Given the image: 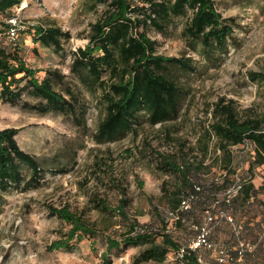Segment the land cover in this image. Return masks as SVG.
Returning <instances> with one entry per match:
<instances>
[{
  "label": "rangeland",
  "instance_id": "1",
  "mask_svg": "<svg viewBox=\"0 0 264 264\" xmlns=\"http://www.w3.org/2000/svg\"><path fill=\"white\" fill-rule=\"evenodd\" d=\"M130 1L128 15L142 19L148 3ZM213 1L223 17L234 19L231 34L218 48L183 35L189 8L171 16L162 31L150 24L137 25V31L154 39L158 54L188 57L194 70L168 66V74L184 90L174 117L150 123L147 113L140 110L132 129L100 141L96 130L105 112L104 91L73 62L107 2L91 6L87 0H22L12 8L14 34L9 35L20 39L19 54L37 70L39 80L54 72L49 76L53 89L72 102L75 111L39 113L26 108L23 103L39 102L26 91L15 104L0 100V129L17 128L16 143L44 171L36 185L0 191V264H129L142 246L112 251L108 263L101 256L106 251L104 236L119 237L134 220L156 227L155 209L182 244L195 237L196 223L203 227L214 247H200L202 260L208 263L218 259V248L233 250L239 243L247 247L240 258L243 263H264V164L247 170L253 144L246 141L222 148L211 130L220 119L214 108L220 98L231 104L240 120L260 119L264 128V82L251 81L248 76L250 71L264 72V0ZM34 24L58 26L70 37L61 40L59 50L43 46L32 41ZM101 78L108 79L107 70ZM163 156L183 166L191 164L190 181L201 188L197 197L181 207L180 225L175 224L163 193V188L170 189L177 181V173L166 171ZM21 172L26 179L30 169L23 164ZM248 181L254 189L246 203L240 198L232 204L224 201ZM64 206L80 212L99 232L72 240L69 250H48L70 228L48 209ZM119 207L125 218L117 211ZM177 257L170 251L163 263L181 264Z\"/></svg>",
  "mask_w": 264,
  "mask_h": 264
},
{
  "label": "trees",
  "instance_id": "2",
  "mask_svg": "<svg viewBox=\"0 0 264 264\" xmlns=\"http://www.w3.org/2000/svg\"><path fill=\"white\" fill-rule=\"evenodd\" d=\"M22 0H0V100L15 104L23 91L36 97L39 102L34 105L23 103L26 108L34 109L39 113L48 111L72 112L74 104L56 92L50 82L49 76L54 72L49 71L48 77L39 80L36 77V69L31 68L19 54L23 46L20 39L10 36L14 25L10 21L12 8L18 6ZM91 6L97 3L107 2V8L102 17L92 25V31L88 42L83 48L77 49L73 65L83 67L87 74L101 84L104 91L105 112L99 121L96 130V139L108 140L119 136L132 129L136 114L140 110L147 113L150 123H157L174 117L178 112L180 99L184 95L181 87L167 70L168 66H177L181 70L191 72L194 67L191 59L184 56H167L158 54L155 50V41L144 31H137L140 24H150L156 30L162 31L164 25L171 16L184 14L185 9H191V15L186 20L182 29L183 35L190 39H199L205 46L213 45L218 48L224 46L226 39L234 27L232 17H223L217 10L213 0H146L148 7L143 12L142 19L131 17L128 12L132 10L130 0H87ZM32 41L43 46H52L60 49L61 40L70 37L68 31L55 25L43 26L34 24L31 26ZM8 40L5 42V40ZM108 71V79H102L101 74ZM248 76L251 81L264 82V72L250 71ZM23 82V84H21ZM73 98V95L70 94ZM220 98L214 105L215 113L219 120L211 125V130L217 136L224 147L249 141L253 144V159L248 163L251 170L255 165L264 164V128L260 119L240 120L229 103H223ZM17 128L6 127L0 129V191L10 188H28L39 183L43 169L29 153L20 149L15 140ZM207 133H210L208 130ZM219 147V146H218ZM166 171L176 172L177 181L170 189L163 188V193L168 201L169 209L175 216V224L181 223V207L185 201L197 197L200 186L190 181L191 164L180 165L174 160L162 157ZM27 165L30 169L28 178H24L21 165ZM201 166L202 163H198ZM229 169V168H228ZM231 170V169H230ZM223 181L227 180L224 178ZM264 190V182L262 183ZM226 188V187H225ZM253 184L248 181L239 187V192L234 197L224 201L233 203L240 200L246 203L253 192ZM233 198V199H232ZM232 200V201H231ZM101 207H104L102 204ZM187 208V207H186ZM125 218L121 207L117 209ZM48 213L64 220L70 228L60 237L52 241L47 249L72 248V240H80L83 237H94L98 230L85 222L82 214L71 211L67 206L61 208L49 207ZM180 213V214H179ZM155 217L158 221L154 228L140 225L134 220L128 223L127 230L114 237L105 235L106 251L102 253V259L110 263L108 254L112 251L121 253L129 247L142 246L135 253L129 264H139L153 261L164 264L167 254L174 251L178 254L177 260L181 264H248L240 260L247 247L239 243L233 250L218 248L223 251L222 260L216 259L212 263L202 260L199 253L201 246L214 248L207 240L206 231L196 223L195 230L198 235L203 234L204 244L195 248L189 244L195 240L181 243L168 231V222L160 216L155 209ZM249 252V251H248ZM264 264V263H250Z\"/></svg>",
  "mask_w": 264,
  "mask_h": 264
},
{
  "label": "built area",
  "instance_id": "3",
  "mask_svg": "<svg viewBox=\"0 0 264 264\" xmlns=\"http://www.w3.org/2000/svg\"><path fill=\"white\" fill-rule=\"evenodd\" d=\"M10 34L12 35V34H14V32L13 31H11L10 32ZM205 243V239H204V237H203V234H200V235H198V237L195 239V240H193L190 244H189V247H191V248H195V247H197L198 245H200V244H204ZM223 253V251L220 249V250H218V259L219 260H222L223 258H222V254Z\"/></svg>",
  "mask_w": 264,
  "mask_h": 264
}]
</instances>
